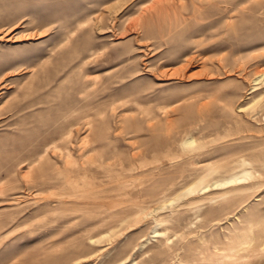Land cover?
<instances>
[{"label": "rangeland", "instance_id": "obj_1", "mask_svg": "<svg viewBox=\"0 0 264 264\" xmlns=\"http://www.w3.org/2000/svg\"><path fill=\"white\" fill-rule=\"evenodd\" d=\"M4 28L0 264H264V0H0Z\"/></svg>", "mask_w": 264, "mask_h": 264}, {"label": "bare ground", "instance_id": "obj_2", "mask_svg": "<svg viewBox=\"0 0 264 264\" xmlns=\"http://www.w3.org/2000/svg\"><path fill=\"white\" fill-rule=\"evenodd\" d=\"M8 29L4 28V29H0V34H6ZM3 36V35H2ZM26 37V36H25ZM4 85V84H3ZM2 85V86H3ZM182 144L184 146H189V145H192L194 144V139L192 137H185L183 140H182ZM34 161L31 160V161H28V164L29 163H32ZM239 164H243V163H248L247 160H245L244 158H241L239 160ZM74 163V162H73ZM66 164H70V162L68 163H65ZM72 164V163H71ZM74 165V164H73ZM75 169L77 170L78 169V166L75 167ZM216 169L213 167V166H209L207 165L206 167V173L207 174H210L212 173L213 171H215ZM252 174V171L250 169H243L241 170L240 172H236V173H232V174H229V176L225 177V178H220V179H217V181H214L215 184H222V183H228V182H237V180H241L242 178L244 177H247V176H250ZM67 175H70V171H64L61 178L64 180H67V178H69ZM155 231V230H154Z\"/></svg>", "mask_w": 264, "mask_h": 264}]
</instances>
